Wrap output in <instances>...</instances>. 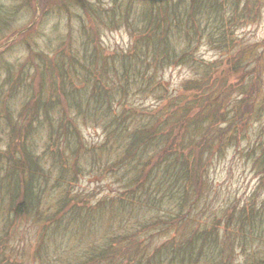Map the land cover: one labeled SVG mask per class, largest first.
<instances>
[{"label":"rangeland","instance_id":"374dc122","mask_svg":"<svg viewBox=\"0 0 264 264\" xmlns=\"http://www.w3.org/2000/svg\"><path fill=\"white\" fill-rule=\"evenodd\" d=\"M172 1L177 3V0ZM143 5L142 0H48L40 2L35 9L34 0H0V42L6 36L10 37L11 32L26 27L36 16L24 38H19L5 54L0 55V236L6 240L4 247L0 238V250L9 257L11 264H64V261L74 258V253L82 256L86 248L98 247L102 241H110L108 236L120 232L119 214L117 217L115 212L112 213L114 206L107 203L114 200L112 197L117 196L119 190L126 188L122 186L125 185V180L131 178L130 168H125L124 164L118 162V165H122V170L118 171V168L114 170L105 162L117 160L123 155L122 150L116 151L113 143L105 145L110 147V151L101 148L96 154L89 155L93 145L100 146L104 141L102 127L107 124V120L84 117L80 113L84 114L86 110L83 112L74 104L78 102L80 107L85 104L93 108L95 103L91 94L96 95L97 88L94 87L85 97L72 95L67 98L51 89L48 93L50 92L49 99L53 104L48 111L44 108L41 111L39 97L46 94L50 84L46 77H39L40 72L45 69H40L35 81L32 80V74L26 75L31 72L33 63H40L42 59L46 61L48 56L57 52L62 53V58L70 50L69 55L76 57L73 60H83L85 66L81 70H86L87 74L89 70L93 75L103 78V65L114 66L104 74L105 78L114 79L121 74H129L131 51L134 50L131 41L134 32L130 29ZM224 5L225 17L231 18V35L225 42H221L224 47L218 46L217 42L210 46L208 41L199 40L194 47L195 59H203L213 67L215 72L211 77H215L216 81L222 75L220 72L227 69L226 74L230 79L227 85H231L229 95L228 92L225 96L222 95L216 89L218 83H212L215 96L224 98V104L218 106L224 118L216 126L218 128L229 123L217 131L232 128L239 134H235V142H227L220 149L211 146L208 149L204 146L195 148V163L204 168V171H197L195 178L206 182V185L203 183L205 187H201L189 213L181 211L190 219V223H180L186 229L207 226L206 229L210 231L213 224L219 223L218 220L219 225L222 224L225 209L232 205L235 208L248 200L256 189L259 173H262L261 168L253 165L256 155L252 149L264 135V0H225ZM123 16H128L130 20L128 27L121 20ZM218 17L215 14L208 19L218 20ZM225 43L228 45L225 46ZM176 48L178 51L182 50L180 44ZM30 51L35 52L31 54ZM92 51L95 56L89 58ZM128 51L130 64L123 59ZM238 51L244 58L247 57L243 60V63L250 62L247 66H239L236 59L232 58ZM238 56L239 54L236 57ZM189 66V60L188 64L165 66L162 68V77L159 76L160 73L158 75L153 71L155 83L161 85L153 90L154 95L149 92L146 96L130 92L122 102L119 100L113 105V111L127 108L131 102L137 103V110L143 113L137 112L134 120L144 121L151 106L163 101L160 97L156 98V91L163 88L173 92L178 89L185 79L191 78ZM21 67H28V70ZM232 69H236V72ZM156 70L159 72V67ZM75 78L76 73L72 76L67 72L66 86L81 92L91 89V84L97 80L89 78L91 81L79 84ZM35 90L38 97L37 100H32ZM250 96H255V100L248 98ZM221 102L222 100L218 101L219 104ZM259 109H263L261 113ZM245 112H251V116L247 118ZM236 113H242L243 116L237 115L236 122L232 124L229 119H233ZM49 123L56 128L55 134L51 132L50 136ZM212 150L214 154L205 157ZM120 152L122 154H118ZM198 164L197 168H200ZM152 165L157 166L156 161ZM22 175H26V179L31 176L36 182L34 192L37 193L38 202L34 211L38 214L48 213L52 219L40 223L39 219L18 217L15 214L16 202L19 200L17 177ZM140 178L138 181L145 185L144 179ZM39 186L43 189L39 190ZM257 192L259 202L264 204V186ZM75 194L78 198L84 197L81 203L72 208L75 205ZM68 212H75L70 215L72 223L67 221L70 220L66 216ZM60 219L65 221V226L61 228L59 224L57 229L53 228L52 222ZM126 219H130V216ZM132 219L134 218L131 217ZM126 223L129 224L128 227L131 226L129 221ZM168 223L172 233L173 226ZM152 227L154 225L146 224L144 227L140 226L139 231L144 238L151 240L152 245H157L162 236ZM189 229L184 233L187 234ZM45 244L50 247L49 250L45 248ZM13 246L19 247L14 249ZM37 249L42 252L46 249L44 259H41V255L36 259ZM258 251L264 253V243ZM232 254L233 264L243 262V249H236ZM143 260L144 258L139 264L147 263ZM222 262L223 258L217 261L218 264Z\"/></svg>","mask_w":264,"mask_h":264},{"label":"trees","instance_id":"16d2710c","mask_svg":"<svg viewBox=\"0 0 264 264\" xmlns=\"http://www.w3.org/2000/svg\"><path fill=\"white\" fill-rule=\"evenodd\" d=\"M224 1L177 0L175 3L172 0L157 2L142 0L144 4L140 8L142 11L135 18L130 29L134 32L131 36L134 50L131 51L129 74L124 73L114 79L105 78L104 74L108 72V69L114 68V66L105 65H103L104 72L101 73L103 78L93 75L89 70L87 74L86 70H81L85 66L83 60H73L76 57L69 55L71 50L62 58V53L57 52L53 56H48L46 61L42 59L40 63H33L31 72L25 74L26 77L32 74V80L35 81L39 76L40 69H45L40 72L39 77H46L50 84L47 86L46 94L39 97L41 111L43 108L48 111L53 104L49 99L50 92L48 93L51 89L67 98L72 95L85 97L96 87V95L91 94L95 103L93 108L87 107L85 104L80 107L78 102L74 103L78 109L84 110L83 112L86 110L84 114L80 113V115L94 117L95 120H107V124L102 127L104 141L100 146L93 145L89 155L96 154L97 150L101 148L110 151V147H105V145L113 143L116 151L122 150L123 155L117 160H106L105 162H108L114 170L118 168V171L122 170L123 164L125 168H130L131 178L125 180L123 183L125 185L122 186L126 188L119 190L117 196L112 197L114 200H109L107 203L109 206H114L112 213L115 212L117 217L119 214L120 232L108 236L111 238L110 241L104 240L98 247L86 248L82 256L74 253V258L64 261V264H139L143 258V261L147 262L145 264H218L217 261L222 258L224 262L221 264H233L234 255L232 252L236 249H243L244 257H246L245 259L243 257V262L238 264H264V253L258 251L259 248L261 250V245L264 243V204L259 202L257 196L259 188L264 186V135L261 140L258 139L252 149L256 155L253 165L261 168L262 173H259L256 189L249 195L248 200L235 208L232 205L225 209L223 223L219 225L220 221L218 220L219 223L213 224L210 231L206 229L207 226H203V228L194 226L190 229L187 228L189 232L186 234L184 233L187 230L186 227L180 226V223H190V219L181 211L186 210L185 212L189 213L201 187H205L203 186L204 182L195 178L198 170L204 171L201 164L195 163V148L204 146L208 149L211 146V148L220 149L227 142H235V134L236 136L239 134L236 133V129L232 128L231 130L217 131L218 128L229 125L227 123L218 126V128L216 126L224 118L223 112H220L218 107L224 104V98L215 96V90L212 89V83L216 81L215 77H211L215 72L213 67L205 63L203 59H195L194 47L199 40L208 41L210 46H214L217 42L218 46L224 47L221 42H225L224 40L231 35V31H229L231 18H226V12L223 13V8L226 6ZM215 14L219 16L218 20L209 21L208 17ZM97 17L102 20L98 15ZM121 20L128 27L127 24L130 22L128 16L121 17ZM103 24L108 25L106 22ZM178 44L182 47L181 51L176 48ZM226 45L228 43H225ZM129 53L128 51L123 59L130 64ZM237 54H239L238 57H236ZM237 54L232 58L236 59L239 66H247L250 63L249 61L243 63L247 57L244 58L239 51ZM94 56L95 52H90L89 58ZM188 60L191 66H189L192 72L191 78L185 79L173 92H168L163 88L156 91V98L160 97L163 101L151 106L144 121L134 120V117L138 115L137 112L143 113L137 110V103L131 102L127 108H120L118 112L113 111V105L119 100L122 102L130 92L131 94L143 93L145 96L149 92L154 95L153 90L161 86L159 83H155L154 72H157L158 75L160 73L159 76L162 77L163 67L188 64ZM158 67L159 72L156 70ZM21 68L28 70V67ZM232 70L236 72V69ZM67 72H70L72 76L76 73L75 79L79 84L91 81L89 78L97 80L91 84V89H84V92H81L66 86ZM226 72L227 69L221 71L222 75L216 78L218 83L216 89L224 96L226 92L229 95L231 90V85H227L230 79ZM20 79L24 81L21 77ZM71 80L74 81L72 77ZM20 88L22 90V86ZM255 96L248 98L255 100ZM37 97L38 93L35 90V95L31 98L37 100ZM58 100L59 97L56 98V101ZM219 100H222L221 104L218 103ZM262 110L259 109V113ZM97 111L99 114H96ZM237 115L243 116L242 113H236L234 118H231L232 120L229 119V122L232 121V124L236 122ZM244 115L248 118L251 116V112H245ZM48 119L50 120V118ZM48 132L49 136L51 132H56L54 124L51 126L49 123ZM57 141L60 140L57 139ZM213 154L214 150L210 154H206L205 157ZM155 161L157 166L152 165ZM118 162L122 165H118ZM197 164L200 168H197ZM26 175L17 177L19 178L17 182L19 200L16 202L15 214L18 217L30 216L34 220L39 219L40 223H44L52 217L48 213L38 214L37 211H34L35 204L38 202L37 193L34 192L36 182L31 176L26 179ZM140 177L142 180L144 179L145 185L138 181L141 180ZM42 189L41 187L39 190ZM75 195V197L73 196L75 205L72 208L81 203L84 197L78 198L77 194ZM75 212H68L66 216L70 220H67L66 217L65 219L72 223L73 219L70 215ZM128 216L130 219H126ZM131 217L134 219L131 220ZM128 221L131 224L129 227V224L126 223ZM64 222L62 219L53 221L52 227L57 229L60 224L59 227L63 228ZM168 222L173 226L172 233ZM174 222L178 225H175ZM11 224L12 222L9 225ZM146 224L154 225L152 228L161 233L162 237L159 238L162 240L157 245H152L149 238H144L140 234V226L144 227ZM48 231L51 232L50 229ZM0 238L4 246L6 240L1 236ZM18 247L13 246L14 249ZM45 248L50 249L46 244ZM46 249L43 251L45 252ZM225 250L226 253H224ZM44 252L36 251V259L40 255L41 259H44V254H46ZM0 258L2 259L0 264H11L9 257L1 250ZM136 259L139 261L136 262Z\"/></svg>","mask_w":264,"mask_h":264},{"label":"water","instance_id":"95a60500","mask_svg":"<svg viewBox=\"0 0 264 264\" xmlns=\"http://www.w3.org/2000/svg\"><path fill=\"white\" fill-rule=\"evenodd\" d=\"M151 1H160V0H151Z\"/></svg>","mask_w":264,"mask_h":264}]
</instances>
